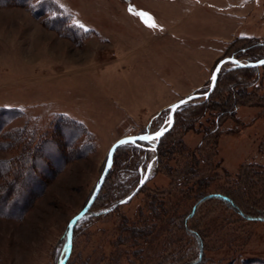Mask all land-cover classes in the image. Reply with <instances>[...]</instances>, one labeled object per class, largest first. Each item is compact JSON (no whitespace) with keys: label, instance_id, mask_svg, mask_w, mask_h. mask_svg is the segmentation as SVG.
I'll return each mask as SVG.
<instances>
[{"label":"rangeland","instance_id":"rangeland-1","mask_svg":"<svg viewBox=\"0 0 264 264\" xmlns=\"http://www.w3.org/2000/svg\"><path fill=\"white\" fill-rule=\"evenodd\" d=\"M227 1L55 0L59 10L46 7L39 18L32 14V10L40 12L36 1H30L29 7L0 6V107L19 111L5 128H23V141L38 146L37 139L43 133L51 134L54 118L61 114L81 122L90 136L85 139L90 146L86 156L68 159L65 154L69 148L64 147L61 162L56 167L48 164L54 173L36 172L41 185L30 188L21 215L19 210L1 208L0 212H11L14 217L0 216V264H59L66 251L67 224L90 198L114 139L160 131L167 125L173 102L193 92L202 93L209 85L217 58L236 57L232 51L246 44L238 38L264 39V0H232L237 4L233 6L226 5ZM156 2L167 8L176 2L189 7L199 4L186 12L193 31L203 36L192 40L190 50L194 53L190 54L196 57L202 50L203 62L211 66L208 82L187 94L175 92L173 52L169 47L163 42L146 44L148 35L158 31L156 21H152V17L158 20L159 16L155 8L152 10ZM59 17L65 20L54 24L57 29L47 26L48 20ZM171 36L164 39L169 41ZM236 58L245 63L244 55ZM231 64L227 62L222 68ZM259 73L248 86L244 104L237 108L234 118L220 121L211 169L216 176L209 190L225 189L228 180L249 164L264 165V72ZM227 94L228 98L235 95L219 86L212 101ZM173 96V102L157 108ZM203 99H193L176 111L187 115L191 106ZM206 120L203 117L201 124L208 126ZM193 125L196 128L199 124ZM181 131L177 125L171 137H179ZM182 139L193 148L201 141L202 133L187 131ZM148 143L147 157L137 160L138 185H134V174L116 168L106 186L101 187L100 196L76 221L66 264L185 262L196 256L199 247L187 228L198 233L208 261H264V221L238 217L217 198L205 201L183 219L193 202L190 194H184L191 190L176 184L183 155L170 152L157 164V142ZM15 144L11 149H0V158L16 160L22 142ZM207 147L202 146V150ZM163 166L174 170L165 171ZM7 175V180L0 178V183L14 181L12 173ZM10 187L12 199L18 186ZM162 192H166L162 201L166 205L180 204L175 215L158 205ZM245 194L248 192L238 189L235 196L248 198ZM249 194L253 201L254 195L251 191ZM143 227L145 234L140 231Z\"/></svg>","mask_w":264,"mask_h":264},{"label":"trees","instance_id":"trees-1","mask_svg":"<svg viewBox=\"0 0 264 264\" xmlns=\"http://www.w3.org/2000/svg\"><path fill=\"white\" fill-rule=\"evenodd\" d=\"M30 1H36L35 7H40V12L32 10V14L38 18L42 16V11L46 7H53L55 10H59L60 8L55 0H0V6L18 5L29 7ZM64 20L65 18L62 17L55 18L54 20H48L51 23L48 22V25H46L50 28L57 29L54 24H62ZM43 21H45V19ZM238 39L246 41V44L234 49L231 53L232 55L236 57L244 55V57H246L245 63L256 62L264 59V39H258L256 37H242ZM220 59L221 57L216 59L214 66ZM260 70L264 72V64L258 66H239L233 63L228 68H222L218 73L216 85L210 94L207 97H204L201 102L191 106L192 110L187 115L183 116L180 115L179 112L175 111V119L172 126L158 140L155 146L157 164L161 163L162 158H168L170 152L172 154L176 153L178 155H183V162L180 163L181 169L177 172L179 174L177 176L179 180H177L176 184L183 187L186 186L185 189H190V193L184 194H190L191 199L193 200L182 215L184 220L190 217L202 203L211 198H217L226 207L231 209L233 214L238 217L244 218L245 220L264 221L263 164H249L244 167L241 174H237L234 178L228 180L226 183L227 187H225V189L221 188L220 190H209L211 181L213 180L214 175L216 176V174H211V169L214 163V160L212 159L213 149L217 144L218 135L220 134V121L234 118L237 108L244 104L242 100L248 94V86H250L258 78V76H260ZM236 76H240V78L238 79ZM208 86L209 85L207 84L202 92L207 91ZM219 86L226 88L235 95L228 98L229 94H227V96L225 95L221 98V100H218L219 93H217L216 96L218 98L216 101H212L213 94ZM18 115L19 111L15 108L0 107V149H11L16 145L15 143L19 142L20 144L22 142V144H20V153L18 154L19 156L16 160L0 158V178L2 180H7V174L12 173L13 175L11 176H13L12 179H14V181L10 183H6L4 181V183H0V211L1 208L19 210L21 215V213L24 212V209L22 208L23 201L25 196L28 195L30 188L39 187L41 185V181L36 172L38 170H42L47 174L54 173V170L51 171L49 169L48 164L50 163L51 166L56 167V165L61 162L59 159L63 158V155L61 154L64 152L62 151V148L64 149V147L69 148L68 152L65 154L68 159L74 160L86 156V152L90 146L87 143L88 141L85 139L90 136L81 122L65 115L57 114L53 121V128L50 130L52 131L51 134L48 136V132L43 133L40 135L39 139H37V141H39L38 146H31L29 140L23 141L22 136L25 133L23 128L14 131L5 128L9 120L17 117ZM205 116L207 118L206 122H208V126L201 124L202 118ZM195 123L199 124L196 128L193 125ZM177 125L182 130V135L187 131L199 130L202 133L201 141L195 147L191 148L185 144L181 134L176 138L171 137V132ZM82 136H85L83 140L85 142L81 143L80 139ZM204 144L208 145L205 151L202 150V146H205ZM148 145V142L142 141L119 145L114 152L111 167L102 187L104 188L106 186L109 176L116 168H122L125 171L134 174L136 176L134 185L137 186L139 183L138 175L140 167L137 160L139 158L145 159L147 157V153L149 151ZM11 162L14 163L13 166L11 165ZM163 168L168 172H172L174 170L170 167H166L165 169L163 166ZM117 169L115 171H117ZM201 172L205 173L202 174ZM15 185L18 186V189L15 190L13 197H11L12 199H10V186ZM141 186L142 184L138 187V189ZM138 189H136L134 193H136ZM231 189L234 190L231 191ZM238 189L242 192H248V194L244 195L248 196V198H239L235 196ZM249 191H251L252 195L255 197L252 198L253 201L249 198L251 195L249 194ZM92 192L93 191H91V194ZM162 193H160L161 195L158 197L159 200L156 198L159 202L158 205L160 207L162 206V211L166 213L167 211H172L173 215H175L180 204L178 203L175 205L174 203H171L173 204V207L170 204L166 205L165 202H162L164 198L163 195L166 194V192ZM133 194L131 196H133ZM99 196L100 191L95 198V201ZM153 196L156 195L154 194ZM150 205L151 202L148 206L150 207ZM3 215L14 217L11 212L5 214L0 212V216ZM130 231H132V229H130ZM140 231H144L142 234H145L146 228L143 227ZM187 232L197 238L199 247L196 256L185 262L175 260L168 263L163 261L162 264H216L212 261H208V259L204 257V245L201 238L198 236V233L190 228H187ZM258 263L264 264V261L259 260Z\"/></svg>","mask_w":264,"mask_h":264},{"label":"crops","instance_id":"crops-1","mask_svg":"<svg viewBox=\"0 0 264 264\" xmlns=\"http://www.w3.org/2000/svg\"><path fill=\"white\" fill-rule=\"evenodd\" d=\"M180 3L181 2H176L173 6H169L168 8L167 6H161V3L157 2L156 6H152V10L155 8L156 12L159 13L158 20L155 18L153 20L152 17V21H156L158 31L155 32V34L148 35L146 44L150 45L155 42L161 45V42H163L165 43L163 45L169 47L173 52L171 68L173 69V83L177 87L175 92H179L178 94H187L201 88L208 82L211 64H209L208 61L203 62L202 50L197 51V53L200 52V54H195L196 57L190 54L194 53L193 50H190V47H192V40L201 39L203 36L193 31V25L190 24L189 19L187 20L188 16L186 12L191 11L195 7H199V4H196L195 7H189ZM226 5L233 6L237 4L232 0H228ZM169 34L172 36L170 37L171 39L169 38V41H167L164 38L167 36L169 37ZM157 60L158 59H156V61ZM191 62H193V64ZM175 97L176 96L168 98L167 100L165 99L157 108L165 107L173 102L174 99L172 98ZM116 139L117 138H115L114 141Z\"/></svg>","mask_w":264,"mask_h":264},{"label":"water","instance_id":"water-1","mask_svg":"<svg viewBox=\"0 0 264 264\" xmlns=\"http://www.w3.org/2000/svg\"><path fill=\"white\" fill-rule=\"evenodd\" d=\"M261 61H264V59L258 60L256 62H251V63H243L241 61H239L237 58H234L233 56H226L221 58L216 65L213 68L212 74L210 76V81H209V86L207 91L202 92V93H191L188 94L186 96H184L183 98H180L179 100L173 102L170 105V118H171V126L174 122L175 119V111L177 110V108L184 104L187 103L193 99H197L199 97H207L210 92L214 89L215 85H216V81H217V76L219 71L221 70L222 66L227 63V62H233L236 65L239 66H258V65H262L264 63H261ZM238 62V63H237ZM213 75H215V81H213L212 77ZM183 101V103H181ZM173 106H178V107H173ZM168 126V124L163 127L164 129H166V131L171 127ZM164 131L163 134L166 132ZM162 134V135H163ZM154 135V134H153ZM153 135H148V136H153ZM161 135V136H162ZM141 136H145V135H130V136H122L119 137L118 139H116L111 146L109 147L107 154H106V158L103 164V168L100 172V175L98 177L97 183L95 185V188L93 190V193L91 194L90 198L88 199V201L84 204V206L69 220L68 224H67V246H66V251L65 254L63 256V258L61 259L59 264H66L69 255L71 253V249H72V234H73V227L76 223V221L81 218L83 215H85L87 213V211L89 210V208L92 206L93 202L95 201V198L97 197L99 191L101 190V187L103 185V182L109 172V169L111 167V163H112V159H113V155L114 152L116 150V148L121 145L120 143H118L119 141H128L127 143H135L137 141H142V142H150L152 140H141L139 139V137ZM160 136V137H161ZM160 137L158 139H155L156 142H158V140L160 139Z\"/></svg>","mask_w":264,"mask_h":264},{"label":"snow or ice","instance_id":"snow-or-ice-1","mask_svg":"<svg viewBox=\"0 0 264 264\" xmlns=\"http://www.w3.org/2000/svg\"><path fill=\"white\" fill-rule=\"evenodd\" d=\"M129 10L132 11L131 8ZM137 14L141 15V16L146 15L145 13H137ZM74 23H79V22L78 21H74ZM150 26H154V25H150ZM80 27L83 28V25H80ZM261 63H264V61H261ZM212 79H213V81H215V75H213ZM181 103H183V101ZM173 107L175 108V107H178V106H173ZM166 123L168 124V126H171L172 121H171L170 117L167 119ZM164 131H166V129L162 128L160 131L156 132L153 136L145 135V136L139 137V139H141V140H155V139H158L163 134ZM127 142L128 141L122 140V141H119L118 143L124 144V143H127ZM141 182H143V181H141Z\"/></svg>","mask_w":264,"mask_h":264},{"label":"built area","instance_id":"built-area-1","mask_svg":"<svg viewBox=\"0 0 264 264\" xmlns=\"http://www.w3.org/2000/svg\"><path fill=\"white\" fill-rule=\"evenodd\" d=\"M131 134H126V135H124V136H130Z\"/></svg>","mask_w":264,"mask_h":264}]
</instances>
